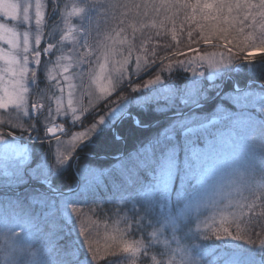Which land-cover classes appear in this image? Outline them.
Masks as SVG:
<instances>
[{"label": "snow or ice", "instance_id": "snow-or-ice-1", "mask_svg": "<svg viewBox=\"0 0 264 264\" xmlns=\"http://www.w3.org/2000/svg\"><path fill=\"white\" fill-rule=\"evenodd\" d=\"M0 3V127L27 131L35 125L28 122L26 127L25 119L38 115L45 134L55 140L56 166L65 165L76 149L104 124L108 112L96 113L102 106L109 111L114 109L116 101L110 98L122 83L129 81L132 73L157 62L160 71L182 67L200 75L207 69L209 81L219 78L211 87L240 113L235 115L218 107L212 119L201 126L202 144L189 140L180 149L171 134L162 133L112 168L84 173L86 183L107 188L114 201L107 211L100 206L88 208L87 213L78 207L71 208L81 222L80 235L93 264H200L177 237L194 218L200 221L210 207L215 213L212 225L203 231L199 227L196 230L204 239L229 237L264 250V170L254 171V146L230 154L235 132L253 127L250 117L244 115L249 106L259 104L264 113V98L258 99L256 95L264 93V84L257 90L248 84L241 86L233 78L235 72L251 79L255 72L253 56L259 54V61L264 62V0ZM52 13L57 18L48 23ZM185 32L190 49L192 44L203 41L220 50L219 59L216 53L178 59L186 53L179 47L182 39H178L177 33L182 38ZM168 34L177 41L176 45H151L153 40ZM161 47L166 55H161ZM234 51L244 54L247 69L233 67ZM39 70L48 82L43 89L33 87ZM160 79L157 73L142 85H132L129 91L137 92ZM229 80L231 84L225 90L222 85ZM207 91L201 84L193 90V96L199 101ZM125 98L121 94L117 100ZM89 113L93 114L91 119L86 118ZM64 116L83 126L66 133L60 120ZM225 122L231 128L221 131ZM120 139L117 130L114 140ZM261 151L264 153V148ZM25 160L26 155L21 163ZM261 167L264 169V155ZM184 184L191 191L184 195L182 204H176L170 193H178ZM48 211L54 222L56 210ZM89 214L101 221L106 216L110 222L104 223L103 251L94 244L100 236V224L90 218L84 223ZM28 226L25 216L0 213V264H43L40 251L27 234ZM233 226L235 233L231 231ZM136 233L141 239L129 241L127 237Z\"/></svg>", "mask_w": 264, "mask_h": 264}, {"label": "trees", "instance_id": "trees-1", "mask_svg": "<svg viewBox=\"0 0 264 264\" xmlns=\"http://www.w3.org/2000/svg\"><path fill=\"white\" fill-rule=\"evenodd\" d=\"M177 36L178 39H182L179 47L183 48L186 53V55L180 56L178 59L186 60L189 56L203 55L204 52L216 50L213 46L203 45V41H201L199 45L192 44L190 49L187 46L189 43L187 33L185 32L182 38L180 37V33H177ZM168 44H177V41L171 39L170 34L151 42V45L154 47L158 45L166 47ZM159 50L162 56L167 54L164 52L163 47ZM243 55V53H236L234 51L233 59L236 61V64L233 66L234 68L247 69L249 67L245 64ZM252 60L255 63V72L252 74L251 79H249L246 74L237 75L235 72H233V78L239 80L241 86L248 84L250 87L259 89L260 83H264V62L259 61V54L253 56ZM160 68L161 65L157 62L143 71L132 73L130 80L122 83L121 87L118 88L113 97L110 98L111 101H116L114 108L120 110V114L110 125L102 128L100 132L92 136L90 140L81 144L79 148L76 149L75 155L78 156V158L75 163V168L82 164L94 165L101 169L107 167L112 168L113 165L121 161L127 154L138 151L155 138L160 137L162 133L171 134L173 140L180 146V149H182L185 142L189 140L197 144H202L204 143L201 133L202 130L191 129L185 131V134L178 130L172 133L171 129L174 125L171 126V124L173 121L175 122L179 119L180 121L186 120L191 116H193V121H195L197 117L208 115L213 112L217 107V103H222L224 108L234 110L235 107H233L232 103H230L226 97H222L216 89L211 87V84L219 82V78H217L216 81H209L204 78V74L198 78L191 70L185 71L182 67H174L170 71H160ZM204 71L205 70H203V72ZM224 71H227V69ZM157 73H159L161 77L158 82L140 87L137 92L129 91L132 85H142L148 79H153ZM194 80H197L196 84L193 83ZM201 84L205 86L208 91L205 98L197 101L193 96V90ZM230 84L231 80L224 85L225 90H227ZM165 88H167L168 91L164 96L161 93H163ZM121 94H125L126 98L119 101L117 97ZM155 101H160L161 103H154ZM205 102L209 103L192 108L185 115L166 117L168 115L182 113L196 104ZM105 111L108 112V115L112 112L109 111L108 108L102 106V110L96 114L103 115ZM124 113H129L132 116H123L115 126L117 120ZM92 115L93 114L90 113L86 118L91 119ZM198 121L199 120H197V122ZM67 125L71 127V130L81 126L80 124ZM114 126L115 132H113ZM222 126L226 128L225 125ZM117 130L121 137L119 141L114 140V134L117 133ZM215 131L213 130L214 134ZM261 141L264 142L262 139ZM32 147L34 155L42 154L46 148V143L45 141L32 143ZM243 148L241 144L234 145L232 146L230 154H237ZM180 149H178V154L183 156V151ZM118 155V158H112ZM48 182L51 186L49 189L64 191L74 188L77 180L72 167L67 165L63 171L51 177ZM29 183H32V185L27 186L20 194L11 192L12 190L8 188V190L0 189V213L11 212L27 217L29 221L27 234L30 236L33 246L38 250V242L42 250H44V246L47 244L53 245L55 260L47 263V257L40 253L43 264H93L87 247L77 234L78 229L75 227L74 223V220H78L76 215L72 213L71 216L68 217V213L65 215V213L59 210L58 202L62 200L63 196L54 195L48 192L47 189L39 188L38 186H42L43 184L38 181L30 180ZM21 187L22 186H19V188ZM15 188L17 189V187ZM31 190L33 193H41L44 195V197L38 196L41 201L36 197L31 198ZM189 191H191V187L188 184H184L180 187L178 193H170V198L174 203L182 204L183 200L180 195ZM74 194L76 196L80 195V197L72 199V207L83 208L85 213H87L88 208L100 206L107 211L113 206V195L107 188H97L94 184H88L85 189L79 188ZM45 197L50 198L51 201L45 202ZM34 200H36V202ZM66 202L69 204L68 201ZM116 203H119V201H116ZM50 208L56 210L54 222L53 218L48 215V210ZM89 218L91 220H97L102 226H104V223L109 222L106 216L103 221H101L98 216L90 215ZM201 218L202 216L200 220H202ZM85 220L88 221V219ZM196 221L197 220L194 218L192 222L183 229V232L178 234L177 239L180 240L181 246L187 247L192 258L198 260L200 264H264V250L259 246H255L253 249L246 248L243 246L245 243L244 240H239V243L234 247L223 244L215 239L214 236H209L208 239H203L201 241L198 237L203 238V236L195 230H197V227L202 229V231L204 229L202 225L197 224ZM133 238L141 239V236L139 233H136ZM172 246L175 247V244ZM199 249H202L201 254H199ZM232 252L241 254V257L233 263L232 258H230ZM68 253L71 254L68 255ZM240 254H238V256Z\"/></svg>", "mask_w": 264, "mask_h": 264}, {"label": "rangeland", "instance_id": "rangeland-1", "mask_svg": "<svg viewBox=\"0 0 264 264\" xmlns=\"http://www.w3.org/2000/svg\"><path fill=\"white\" fill-rule=\"evenodd\" d=\"M0 7H3L2 3H0ZM56 18H57V15L55 13H52L48 17V23H52L53 21L56 20ZM73 19H75V18H73ZM47 38L48 37H45V39H47ZM53 38H55V37H53ZM203 45L212 46L211 44H204V43H203ZM41 46L43 47V44ZM206 53L207 54L216 53V58L219 59L220 50L217 48H216V50L204 52L203 55H205ZM203 55H201V56H203ZM45 59H48V58L45 57ZM195 67L198 68L199 63H197L195 65ZM204 70H205L204 72L202 70L200 75H197L198 78H200L204 74L205 75L204 78L208 79L209 72L207 69H204ZM222 71H224V70H222ZM196 81L197 80H194L193 83L196 84L197 83ZM47 83L48 82L46 80L45 73L42 70H39L37 81L33 85V87L35 88L38 86L40 89H43L44 87H46ZM257 90H259V89H257ZM167 91H168V89L165 88L163 90V93H161V94H163L165 96V93ZM256 95H257L258 99L264 98V93H257ZM216 106H217L216 109L213 112L209 113L208 115L197 117V120H199L198 122H197V120L193 121V116H191L190 118H188L186 120L180 121V119H179L175 122L173 121L171 126H173V125L174 126L172 127L171 132L173 133V132L180 130V131H182L183 134H185V131L195 129V130H202L201 133L203 134L204 130L202 129L201 126L206 124L210 119H212V117L217 113L218 107L222 108L225 111L233 113L235 115H240V113L237 111V107L234 105H233V107H235L234 110L224 108L222 103H219V104L217 103ZM198 107H200V106H198ZM105 112H107V111H105ZM89 114L87 116H89ZM119 114H120V110L114 108L112 110V112L109 113V115H107L105 117L104 124L100 125L97 128L95 134L100 132L102 130V128L106 127L107 125H110L113 122V120ZM244 115L250 117V121H251V124L253 125V127L251 129L237 130L235 132V134L233 135L232 146L240 145V144L243 145L244 148L254 146L256 149V161L254 164V171L259 173L261 170H264L261 167V157H262V155H264V153H262V151H261V149L264 148V142L261 141V139L264 140V113H262L260 111L259 104H252L249 106V111L245 112ZM60 120L65 124L66 127H70L67 124H70V125L78 124V123L72 122L70 116L61 117ZM28 122L33 123L35 126L28 128L27 131H21V129H19V128H13V127H8V126L0 127V189H3V190L7 189V188L13 189L15 187L19 188V186H23V185H26L27 183H29L30 180L40 182L43 185L38 186V187L47 189L46 187H49V188L51 187L48 184V180L51 177H53L56 174H58L59 172L63 171L67 165H70L71 167H75V165H76L75 163H76L78 157L75 155V153H76L75 152L73 154V157L65 165L56 166L55 165V157H54L55 140L53 139V137L45 134L41 118L38 115H30L29 117H27L25 119V126L26 127H27ZM223 125H225L226 128H223V126H221V131L231 128V125L228 122H225ZM82 126L83 125L79 126L76 129H73L71 131L79 130V128ZM8 133H11V135H9ZM66 133H67V131H66ZM40 141H45L46 148L42 154L34 155V152L32 150L33 149L32 143H36V142H40ZM25 155L27 156V160H25L23 163H21V161L23 160ZM35 156H37V157H35ZM109 168H111V167H107L105 169H109ZM74 169L80 178L81 183H79V184H80L81 189H85L86 186L88 185V183H86V177L84 176V173L86 171H88V170H93V171L105 170L104 168L101 169L97 166L86 165V164L85 165L82 164L80 166H77ZM30 193L32 194L31 198L36 197L39 201H41L39 197H44V195H42L41 193H33L32 190L30 191ZM185 194L180 195L182 200H183V197ZM61 196H63V198H62V200H59V202H58L59 210L62 213H65V215H66V213H68V217H70L72 214V211H71V208H72L71 203L73 202L72 199L79 198L80 195L76 196L73 192L71 194H64ZM44 200H45V202L51 201V199L48 197H45ZM34 201L36 202V200H34ZM66 201H68L69 204H67ZM226 203H227V201H225V204ZM81 209H83V208H81ZM214 214H215L214 210L210 207L207 210L205 216H202V218H201L202 220L196 221V223L202 225L203 229L205 230L206 228H208L209 226L212 225L211 217ZM48 215H50V214H48ZM89 217H90V215L86 216L85 219H89ZM205 220H207V224L204 223ZM217 221H218V217H217ZM87 222L88 221L85 220V223H87ZM74 223H75V227L78 229L77 234H78L79 238L81 239V241L84 243V238L80 235L81 222L78 220H74ZM106 223H109V222H106ZM217 226H218V223H217ZM103 229H104V226L100 225V236L94 241V244L96 246H98L101 251H103V248L105 245V241L103 239V236H104ZM200 230H202V229H200ZM231 231L233 233H235V226L232 227ZM134 235H136V234H134ZM134 235H129L127 237L128 240L129 241L136 240L133 238ZM198 238L201 241L204 239L201 237H198ZM219 241L222 242L223 244H226L227 246H232V247L236 246L239 243V240L233 241L229 237H224V238L220 239ZM243 246H245L246 248H251V249L254 248V246L248 244L247 242H245L243 244ZM37 247L39 248L40 253L42 255H44L45 257H47V263L53 262L55 260V256L53 254L54 249H53L52 244H47L46 246H44V250H42L40 248V243L38 242ZM201 253H202V249H199V254H201ZM69 254H71V253H68V255ZM238 254H240V253H238V252H232L231 253L230 258H232V263L234 261H237V259H239L241 257V254L239 256H238Z\"/></svg>", "mask_w": 264, "mask_h": 264}, {"label": "water", "instance_id": "water-1", "mask_svg": "<svg viewBox=\"0 0 264 264\" xmlns=\"http://www.w3.org/2000/svg\"><path fill=\"white\" fill-rule=\"evenodd\" d=\"M262 84H264V83H262ZM261 84V85H262ZM121 119V118H120ZM119 119V120H120ZM119 121H117V123H118ZM116 123V124H117ZM116 124H115V126H116ZM115 126H114V128H113V132H115ZM73 166V165H72ZM74 170V169H73ZM73 190H68V191H63V192H54L55 194H66V193H70V192H72Z\"/></svg>", "mask_w": 264, "mask_h": 264}, {"label": "bare ground", "instance_id": "bare-ground-1", "mask_svg": "<svg viewBox=\"0 0 264 264\" xmlns=\"http://www.w3.org/2000/svg\"><path fill=\"white\" fill-rule=\"evenodd\" d=\"M74 172V171H73ZM75 174V173H74Z\"/></svg>", "mask_w": 264, "mask_h": 264}]
</instances>
